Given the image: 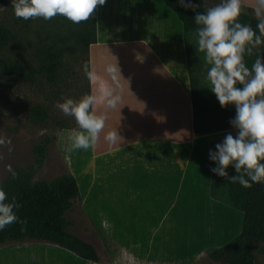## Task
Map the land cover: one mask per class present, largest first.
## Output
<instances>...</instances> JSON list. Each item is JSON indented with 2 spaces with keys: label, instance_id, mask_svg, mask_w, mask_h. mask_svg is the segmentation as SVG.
<instances>
[{
  "label": "crops",
  "instance_id": "obj_1",
  "mask_svg": "<svg viewBox=\"0 0 264 264\" xmlns=\"http://www.w3.org/2000/svg\"><path fill=\"white\" fill-rule=\"evenodd\" d=\"M231 1L264 11V0ZM92 7L90 130L70 131L82 160L76 154L68 160L79 190L73 206L80 212L69 231L91 244L99 261L26 239L7 242L0 264H151L172 254L199 255L238 233L241 217L210 194L209 143L227 137L228 129L193 130L181 22L162 0H93ZM104 226L123 246L120 253L108 246ZM154 248V254L146 251Z\"/></svg>",
  "mask_w": 264,
  "mask_h": 264
},
{
  "label": "trees",
  "instance_id": "obj_2",
  "mask_svg": "<svg viewBox=\"0 0 264 264\" xmlns=\"http://www.w3.org/2000/svg\"><path fill=\"white\" fill-rule=\"evenodd\" d=\"M7 0H0V7ZM179 18L183 36L202 41L221 63L219 80L212 87V104L196 96L191 75L193 130L196 134L238 128V136H227L209 143L211 197L215 175L227 184L228 202L242 213L239 234L219 248L209 249V258L221 264H255L254 251L264 244V27L248 7L221 0L228 9L221 15L212 0H162ZM66 17L76 22L85 50L95 41L94 17L70 11ZM6 31L0 29V43ZM59 55H48L43 71L54 80ZM13 70L22 72L18 65ZM90 130L89 85L87 76ZM31 117L42 120L44 113L35 108ZM51 139L41 137L32 145L34 163L26 170H14L0 182V246L6 242L36 240L57 245L77 257L98 262L94 247L70 233L67 214L78 197L75 178L62 174L52 180H33L34 173L47 158ZM217 168V169H216ZM216 170V172H215Z\"/></svg>",
  "mask_w": 264,
  "mask_h": 264
},
{
  "label": "rangeland",
  "instance_id": "obj_3",
  "mask_svg": "<svg viewBox=\"0 0 264 264\" xmlns=\"http://www.w3.org/2000/svg\"><path fill=\"white\" fill-rule=\"evenodd\" d=\"M220 1L212 0L209 5L224 15L228 9ZM92 6L93 0H7L0 7V29L6 31V39L0 43V182L11 171L26 170L34 163L32 145L43 136L49 137L51 143L47 148V158L34 173L33 180L49 181L71 172V163L68 160L72 158L71 154H76L77 158L80 150L76 147L74 134L70 131H83L87 127L88 99L85 50L77 35L81 27L66 15L75 11L82 17H93ZM250 9L253 16L260 18L264 27V11ZM174 17L180 23L175 15ZM183 41L189 50L192 84L196 96L205 104L211 105L212 87L220 78L222 65L202 41L188 36L186 40L183 36ZM52 54L59 55V68L51 81L43 71V66L46 65L48 55ZM13 65L22 67L23 71L20 73L13 70ZM35 108L43 111L42 120L31 117V111ZM224 136H238V128L228 129ZM82 155L83 153L81 157ZM79 157L77 160L81 159ZM217 174L218 171L214 179V193L222 204L234 209L227 204V184ZM75 208L76 205L67 216L77 226L76 217L80 216V212L77 213ZM235 211L241 217L238 235L243 215ZM71 215L74 218L71 219ZM84 228L92 239L98 238L99 233L94 228ZM100 230L108 238V246L117 254L120 253L123 246L118 243L112 230L108 227ZM6 243L0 246V251L7 246ZM222 245H211L199 255L196 253L198 251L182 255L172 254L171 259L158 261L152 258L154 260L150 262L191 264L190 261L196 259L195 264H221L209 258L208 250ZM156 250L154 248L146 251L154 254ZM101 251L99 245V252ZM6 254L0 253V261L3 263ZM254 256L255 264H264V244L256 246Z\"/></svg>",
  "mask_w": 264,
  "mask_h": 264
}]
</instances>
